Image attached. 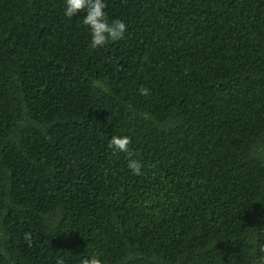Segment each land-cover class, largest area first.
I'll list each match as a JSON object with an SVG mask.
<instances>
[{"label": "trees", "instance_id": "trees-1", "mask_svg": "<svg viewBox=\"0 0 264 264\" xmlns=\"http://www.w3.org/2000/svg\"><path fill=\"white\" fill-rule=\"evenodd\" d=\"M105 2L0 0V264H264V0Z\"/></svg>", "mask_w": 264, "mask_h": 264}, {"label": "clouds", "instance_id": "clouds-1", "mask_svg": "<svg viewBox=\"0 0 264 264\" xmlns=\"http://www.w3.org/2000/svg\"><path fill=\"white\" fill-rule=\"evenodd\" d=\"M105 0H64V15L67 18H81L90 36L89 46L92 49L103 48L109 42L123 39L127 25L123 20H109L105 11ZM129 138L113 136L108 147L115 152H127ZM143 165L136 159H129L128 168L133 175H142ZM82 264H102L97 256L85 257Z\"/></svg>", "mask_w": 264, "mask_h": 264}]
</instances>
